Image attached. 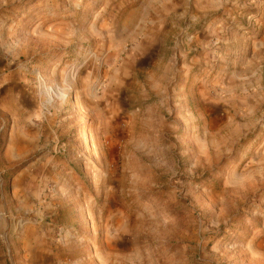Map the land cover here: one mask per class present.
Instances as JSON below:
<instances>
[{"label":"rangeland","instance_id":"1","mask_svg":"<svg viewBox=\"0 0 264 264\" xmlns=\"http://www.w3.org/2000/svg\"><path fill=\"white\" fill-rule=\"evenodd\" d=\"M0 264H264V0H0Z\"/></svg>","mask_w":264,"mask_h":264},{"label":"crops","instance_id":"2","mask_svg":"<svg viewBox=\"0 0 264 264\" xmlns=\"http://www.w3.org/2000/svg\"><path fill=\"white\" fill-rule=\"evenodd\" d=\"M172 1H175V0H172ZM143 33L142 32V27L141 26H134L133 28L131 29H128V36H134V35H137L138 37L140 36V34Z\"/></svg>","mask_w":264,"mask_h":264}]
</instances>
